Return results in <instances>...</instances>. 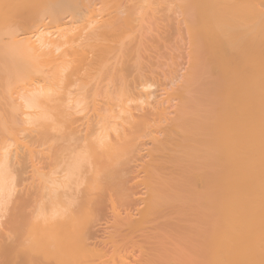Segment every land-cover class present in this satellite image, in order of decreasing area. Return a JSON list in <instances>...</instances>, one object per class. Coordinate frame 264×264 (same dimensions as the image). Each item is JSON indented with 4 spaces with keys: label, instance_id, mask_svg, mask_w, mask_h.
<instances>
[{
    "label": "bare ground",
    "instance_id": "1",
    "mask_svg": "<svg viewBox=\"0 0 264 264\" xmlns=\"http://www.w3.org/2000/svg\"><path fill=\"white\" fill-rule=\"evenodd\" d=\"M0 264H264V0H0Z\"/></svg>",
    "mask_w": 264,
    "mask_h": 264
},
{
    "label": "rangeland",
    "instance_id": "2",
    "mask_svg": "<svg viewBox=\"0 0 264 264\" xmlns=\"http://www.w3.org/2000/svg\"><path fill=\"white\" fill-rule=\"evenodd\" d=\"M181 53H182V52H180V53H179V55H180V56H181ZM182 54H183V56H185V54H184V51H183V53H182ZM183 56L179 57V58H181V59H179V61L181 60L182 64L184 63L183 61H185V59H184L185 57H183ZM182 59H184V60H182ZM177 60H178V59H177ZM181 62H179V63H181ZM184 64H186V63H184ZM184 64H183L182 66H184V67H185V65H184ZM180 65H181V64H179V66H180ZM182 66H180V67H178V68H180V69H181V67H182ZM182 69H183V68H182ZM102 230H103V229H102ZM102 230H99V232H101ZM101 233H102V232H101ZM98 235H100V233H98Z\"/></svg>",
    "mask_w": 264,
    "mask_h": 264
}]
</instances>
